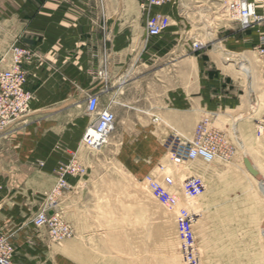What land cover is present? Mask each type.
Segmentation results:
<instances>
[{
    "label": "crops",
    "instance_id": "crops-1",
    "mask_svg": "<svg viewBox=\"0 0 264 264\" xmlns=\"http://www.w3.org/2000/svg\"><path fill=\"white\" fill-rule=\"evenodd\" d=\"M257 5L264 15V0ZM157 10L170 24L146 39L139 0H0L3 66H10L12 44L33 51L23 64L30 110L13 130L0 132V234L13 242L15 264H48L31 214L54 184L59 160L90 152L80 143L92 121L88 94L114 113L120 160L140 178L168 162L163 140L171 132L189 137L207 116L227 122L249 113L256 98L264 104V56L256 52L264 46V17L246 29L217 30L214 42L192 54L190 16L180 18L171 2ZM231 51L245 64L259 55L262 67L243 73L228 63ZM78 180L68 177L72 196L82 188Z\"/></svg>",
    "mask_w": 264,
    "mask_h": 264
},
{
    "label": "rangeland",
    "instance_id": "rangeland-1",
    "mask_svg": "<svg viewBox=\"0 0 264 264\" xmlns=\"http://www.w3.org/2000/svg\"><path fill=\"white\" fill-rule=\"evenodd\" d=\"M253 1L256 15L251 25L264 17L257 12L260 0ZM171 3L180 18L184 13L190 16L188 47L192 54L197 52L193 51L194 43L214 42L212 34L217 30L240 27L235 11L237 0ZM259 55L250 64L238 62L233 51L226 58L243 73L257 74L263 60ZM252 104L249 113L233 115V120L227 122L218 118L212 123L209 116L199 121L210 122L225 141L221 144L222 155L212 162L196 159L197 164H173L166 139L171 134L187 136L173 131L164 138L168 162H160L166 167L154 172L160 182L166 177L172 179L173 202L167 205L153 198L145 181L154 172L150 170L140 178L122 164L115 132L99 150L88 149L90 152L82 154L74 151L69 159L59 160L54 184L43 193L31 214L33 230L46 246L47 263L187 264L177 233V218L194 214L192 229L199 264H264V104L259 98ZM72 162L83 169L75 173L69 168ZM192 165L195 169L202 166L206 174L193 171ZM60 172L64 173L66 187L54 192ZM190 175L200 176L205 184L204 192L194 198H187L181 190L182 182ZM68 177L82 183L73 196ZM42 210L48 217H57L59 226H67L71 234L54 240L49 224L36 226L34 218ZM7 238L15 250L9 235ZM27 243L32 245L34 240L29 237Z\"/></svg>",
    "mask_w": 264,
    "mask_h": 264
},
{
    "label": "built area",
    "instance_id": "built-area-1",
    "mask_svg": "<svg viewBox=\"0 0 264 264\" xmlns=\"http://www.w3.org/2000/svg\"><path fill=\"white\" fill-rule=\"evenodd\" d=\"M171 0H139L140 8L145 13L144 26L145 38L152 39L159 37L170 24V17L157 8ZM235 9L237 19L242 29L251 25V19L256 15V4L253 0H237ZM264 43V37H262ZM203 48L200 43H194L193 51ZM259 54H264V46L258 49ZM10 66L4 67L0 61V131H11L15 128L17 121L30 110V103L33 93L27 88V72L23 64L33 55L31 48L12 44L8 49ZM85 112L92 118L81 137V145L89 150H99L104 146L109 135L114 130L115 116L109 109L99 108V96L88 94L84 101ZM224 138L219 130L213 127L210 122L204 120L194 128L190 137L180 135H169L166 139V149L171 156L173 163L177 165L187 164L196 159L205 162H212L219 155H222ZM67 168V167H66ZM69 168L75 173L83 168L76 162H72ZM159 165L157 170L163 169ZM66 170V169H65ZM64 173L60 172L58 181L53 191L59 192L66 187L63 179ZM157 172L150 173L145 181L153 198L163 205L173 202L171 177H166L160 182L156 177ZM165 185H164V184ZM2 184L0 183V192ZM181 190L187 198H194L201 195L205 190L203 179L198 175H190L181 184ZM194 214L181 215L177 218V233L181 242V251L187 264H199V257L195 248L193 235ZM34 224L38 227L49 224L50 236L54 240H60L71 234L67 226L60 227L57 217H48L45 210L38 212L34 218ZM14 247L7 237L0 235V264H15L12 261Z\"/></svg>",
    "mask_w": 264,
    "mask_h": 264
},
{
    "label": "bare ground",
    "instance_id": "bare-ground-1",
    "mask_svg": "<svg viewBox=\"0 0 264 264\" xmlns=\"http://www.w3.org/2000/svg\"><path fill=\"white\" fill-rule=\"evenodd\" d=\"M245 65V64H244ZM246 69H247V66H246Z\"/></svg>",
    "mask_w": 264,
    "mask_h": 264
}]
</instances>
